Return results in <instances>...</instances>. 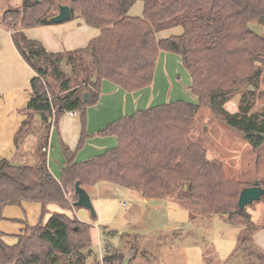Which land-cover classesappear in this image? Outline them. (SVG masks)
<instances>
[{"label":"trees","instance_id":"trees-1","mask_svg":"<svg viewBox=\"0 0 264 264\" xmlns=\"http://www.w3.org/2000/svg\"><path fill=\"white\" fill-rule=\"evenodd\" d=\"M139 1L144 14L131 17ZM59 4H69L71 20L83 19L100 29V36L86 48L61 53H49L41 42L27 38V29L55 25L49 19L58 14ZM251 23L264 26V0H22L21 10L7 8L0 25L11 32L16 49L35 72L27 110L47 128L77 112L82 134L75 150L62 144L60 179L46 162L30 166L2 159L0 215L5 207L24 202L71 209L78 201L77 183L89 191L106 182L145 199H184L203 216L220 215L241 224L242 241L248 240L256 228L247 207L240 210L238 205L246 187L230 178L225 163L209 157L191 132L200 110L207 107L254 149L264 145V124L250 117L264 75V36ZM178 27L183 29L180 36L159 39L160 33ZM161 52L182 58L193 80L188 91L198 104L181 100L147 108L88 134L87 110L99 101L102 83L129 92L150 86ZM236 96L241 97L239 111L231 113L226 105ZM96 136H115L118 145L77 162V152ZM24 225L13 245L0 231V264H123L125 259L108 250L101 259L93 249L90 226L65 214L53 213L46 224Z\"/></svg>","mask_w":264,"mask_h":264},{"label":"rangeland","instance_id":"rangeland-1","mask_svg":"<svg viewBox=\"0 0 264 264\" xmlns=\"http://www.w3.org/2000/svg\"><path fill=\"white\" fill-rule=\"evenodd\" d=\"M21 6L22 0H17L9 9L19 11ZM250 26L264 36V26L257 23H251ZM185 88L189 97L187 102L198 104V100ZM240 99V96H236L226 105V109L231 113L238 112ZM255 102L250 117L264 124V75ZM24 134L23 130L22 137ZM191 135L205 146L209 157L225 163L229 177L240 182L242 188L251 187L256 182H260L264 188V145L254 149L242 134L220 122L207 107H203L197 115ZM32 138L22 144L34 150ZM38 146L35 145L36 148ZM10 161L30 166L37 163L31 158L20 156ZM88 192L96 217L81 207L62 209L57 204H51L44 209L40 204L26 202L21 206L10 205L3 209L0 230L10 234L8 243L13 245L17 238L11 235L21 234L24 222L32 226L46 224L53 213H61L95 226L101 242H96V245L93 243V249L99 255L102 251L105 255L107 250L122 253L127 264H264V197L260 202L247 206L252 226L256 229L248 235V240L242 241L245 239L244 226L231 224L220 215L203 216L194 212L190 209L193 208L191 203L184 199L145 201L135 192L130 193L126 188L106 182L99 183ZM129 234L139 237H128ZM160 234L162 237H157ZM140 236L150 238L149 246H146L147 238L141 239ZM143 251H147V254Z\"/></svg>","mask_w":264,"mask_h":264},{"label":"crops","instance_id":"crops-1","mask_svg":"<svg viewBox=\"0 0 264 264\" xmlns=\"http://www.w3.org/2000/svg\"><path fill=\"white\" fill-rule=\"evenodd\" d=\"M13 2L15 3L17 0H0V19ZM143 14L144 4L140 1L129 12L131 17H142ZM182 33L183 29L178 27L164 31L158 37L167 39L172 36H180ZM100 34V29L90 27L81 18L63 24L25 31L27 38L41 42L49 53L86 48ZM34 76L35 72L16 49L11 32L0 25V161L2 159L10 161L11 158L20 156L31 158L33 161H37L36 164L46 162L50 173L52 175L54 173L55 176H53L60 179L65 164L62 144L65 143L72 150L78 147L82 134L80 114L78 116L65 114L60 118L58 124L47 128V125L37 115L27 110L30 101L29 85ZM192 83V77L183 66L182 58L176 54L161 52L150 86L129 92L109 81L102 83L99 101L87 110V133L95 135L120 118L132 115L137 111L181 100L187 102L189 97H187L185 87H191ZM27 120L28 124L23 128V124ZM21 129L25 131V134L22 137L21 133L17 146L16 139ZM31 137H33L35 145H40L37 148L35 145H31L34 150L22 144L23 141L26 143ZM117 145L118 138L115 136L92 137L77 152L76 161L82 162L102 155ZM44 147L49 148L47 154L43 152ZM129 191L134 193V191ZM135 193L141 195L138 192ZM144 200L150 199L144 198ZM24 228L25 225L21 228L22 233ZM90 228L94 245L96 242L99 244L101 242L99 231L95 226H90ZM135 236L139 237L136 234L128 235V237ZM146 236L143 237L147 238ZM157 237H162V235ZM149 243L150 238H147L146 246H149ZM134 251H137L136 248ZM144 252L146 255L147 251Z\"/></svg>","mask_w":264,"mask_h":264},{"label":"water","instance_id":"water-1","mask_svg":"<svg viewBox=\"0 0 264 264\" xmlns=\"http://www.w3.org/2000/svg\"><path fill=\"white\" fill-rule=\"evenodd\" d=\"M39 2V0H35ZM72 18V9L69 4H59V12L56 16L51 17L49 21L55 25L63 24L70 21ZM89 96L85 94V102H88ZM187 188L185 187V191ZM76 194L78 195V201L73 205L75 208H85L91 211V214L96 217V212L89 195V192L82 188L78 183L76 185ZM264 197V188L260 182H256L253 186L243 189L239 197V208L245 210L247 206L253 205L256 202H260ZM127 259L124 260L123 264H127Z\"/></svg>","mask_w":264,"mask_h":264},{"label":"built area","instance_id":"built-area-1","mask_svg":"<svg viewBox=\"0 0 264 264\" xmlns=\"http://www.w3.org/2000/svg\"><path fill=\"white\" fill-rule=\"evenodd\" d=\"M68 114H70V115H72V116H78V114L79 113H77V112H70V113H68ZM43 152L44 153H48L49 152V148L48 147H44L43 148ZM103 256H104V254H103V251L100 253V257H101V259L103 258Z\"/></svg>","mask_w":264,"mask_h":264}]
</instances>
